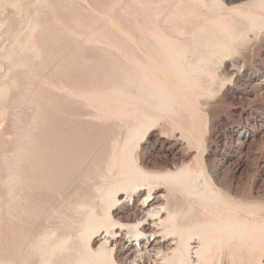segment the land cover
I'll return each instance as SVG.
<instances>
[{
  "label": "bare ground",
  "instance_id": "obj_1",
  "mask_svg": "<svg viewBox=\"0 0 264 264\" xmlns=\"http://www.w3.org/2000/svg\"><path fill=\"white\" fill-rule=\"evenodd\" d=\"M120 2L128 10V28L112 26V21L97 23L110 30L107 44L125 55L116 79L108 73L109 86L94 93L50 81L56 90L82 101L81 107L64 105L73 122L70 131L62 129L65 136L59 134L63 149H57L62 148L57 130V138L49 134L58 143L52 153L48 137L47 144L45 136L29 133L32 128L16 131L18 145L10 150V159L5 157L9 169L0 182L6 190L0 205V264H261L264 190L254 185L244 189L240 177L236 180L245 169L244 147L254 133L241 129L234 134L236 154L229 152L232 159L223 160V169L210 176L177 152L166 154L159 167L147 168L134 151L154 121L148 110L177 117L184 109L187 116L201 119V98L215 90L220 72L241 78L240 59L255 52L264 26V0ZM44 27L41 21L30 22L28 36L17 46L26 57L17 56L12 70L25 69L44 80L41 71L58 73L74 58L79 41L95 37L67 28L57 32L61 37L45 41L37 38ZM70 34H76L70 41L74 44L64 52ZM257 69L251 76L256 81L247 89L252 100L264 92L258 81L264 67ZM7 90L0 86V99ZM58 115H48L53 124L60 123L54 121ZM44 118L39 123L34 119L42 124ZM187 129L191 133L193 125ZM116 202L122 207H112Z\"/></svg>",
  "mask_w": 264,
  "mask_h": 264
},
{
  "label": "rangeland",
  "instance_id": "obj_2",
  "mask_svg": "<svg viewBox=\"0 0 264 264\" xmlns=\"http://www.w3.org/2000/svg\"><path fill=\"white\" fill-rule=\"evenodd\" d=\"M124 6L126 5L122 4L120 0H44V2H42V0H0V86L6 85L8 87L7 95L4 96L5 98H2L3 100L0 99L2 100L0 104L3 107V114L0 116V182L2 181V177L4 178L8 173V163H5V165L4 161L8 162V160H5V157L6 159H10L13 149L15 150L17 148L18 133L22 131L29 132L34 129L29 133L45 136L44 141H47V144L50 139V144H48L49 147H47V149L51 151V153L54 147H57L58 140L60 141H58L60 143L58 146L62 148L57 149L62 150L64 147V141H62L61 137L63 138L66 132L64 133L63 130L66 131L69 127L68 131H70L72 127L69 123L73 122V119H70V117L66 116L65 112H63L64 105L70 107L69 109L75 107V105L81 107V104L79 105L78 103L82 101L66 94V91H62L61 89L56 90L57 88H53L50 81H62L63 84L70 87L72 86V89H82L88 91V93H94L99 91L100 88L103 92L106 90V86H109L105 78L108 73L113 75L114 79H116V69L123 66L125 55L122 53L120 54L119 51H116V49L107 44V39H111L109 38L111 37L110 30L106 31V28H98L97 23L112 21V26L114 23L115 27L117 25V27L120 26L124 29L128 28V10ZM106 13L108 14L106 18L99 16ZM34 20L41 21L44 23V26L46 25L47 28L44 27L46 31H43V33L39 32L40 35L37 34L38 39L45 41L47 39L52 40L61 37L57 32L67 28L76 31L80 35H87L91 32L95 34H93L95 37L87 41H79L78 51L74 54V58L70 59L61 69L63 71H59L61 74L59 72L52 74L49 68L41 71V75L46 77V80L40 78L42 84L37 76L32 75L33 73L25 72V69L24 71L23 69H16L14 71L11 68L14 59H23L22 57H26V52L19 50L17 46L22 39L24 40L28 36L29 24ZM108 33L110 34L108 35ZM258 33L257 41L255 42V52L249 55L250 57L245 55L244 58L242 57L240 59L239 67H241V70L244 72L241 78L233 80V78L230 77V80V78H228L230 75L228 76V74H226V76L225 73L222 74L220 72L219 76L223 81L220 80L221 82H218L215 90L210 95L201 98L199 107V116L201 115V119L198 117L197 120L194 119L195 117L192 118L189 115L187 116V112L184 109L180 110V114H178L177 117L170 113L156 114L148 110V113L154 116V121L153 123H149L134 151V158L139 164L145 167L147 166V168H157L168 158L167 156V158L164 157L166 154L177 152L181 154L186 161L196 165H202L206 174L210 176L212 171L216 168L220 171L223 169V166H220L223 160L232 159L234 155H229L230 153H234L232 151L234 144L232 137L239 132V130L243 129L246 132L254 133L255 136H253L254 140L250 141V145L244 147L243 153L245 154L243 159L245 162V172L243 170L241 175L236 174V180L238 181L240 177L244 189H248L254 185L258 190H264V92L256 101L252 100V97L247 91L256 81L251 76L258 73V66L264 67V26L259 29ZM114 34H116V36L119 35L115 32ZM107 35L109 37H107ZM73 37L75 38L76 34L66 35L65 39L67 44L74 39ZM114 39H116L115 35ZM72 44L74 43L68 44L63 51L65 52L68 48H72ZM75 47L73 49H75ZM17 51H21L22 54H20V52L17 53ZM11 53L18 55L14 56ZM120 61H123V63ZM230 61L231 60H229V62ZM34 68L36 71L40 69L38 67L36 68V65H34ZM221 75L224 79H222L223 77ZM259 77V84L264 86V74H259ZM47 79L49 82H47ZM36 86H39L38 92L36 91ZM97 86L100 87L98 88ZM52 88L54 91H52ZM39 90L42 91V94ZM89 90L91 91L89 92ZM35 91L36 94L34 93ZM40 105L44 107L47 106L48 109L52 108L51 110H47V107L43 109ZM39 110H42V112ZM44 111L49 114H46ZM51 111H56V113L61 114V117L58 115L59 118L55 116L54 121L58 120L62 125L60 123L53 124V119H51L53 117L50 116L49 118L48 116ZM40 114L42 116H40ZM45 114L48 116L47 120L49 121L45 120L47 118H44V116H46ZM41 117L44 118L43 120H45V122H48H46L47 124L41 122L43 126L47 125L44 127L45 130L41 127L42 124H37V121ZM34 118L36 120L38 118V120L35 121ZM40 121H42V119H40L38 123ZM193 122L195 124H193ZM33 124L36 126L34 125L35 127H32ZM190 124H192L194 128L191 133L187 129ZM39 126L43 131H39ZM13 127H15V129ZM23 127H25L24 130L22 129ZM26 127L29 128V130ZM35 128L37 129L35 130ZM55 130H57L58 135L63 134L64 136L59 135L60 139L57 138V133L54 132ZM38 132H41V134ZM49 134L51 136L56 135L55 138H57V141L55 138H49ZM44 141L43 144H46ZM52 143H54V146ZM10 150H12V152ZM225 173H227V176L231 174V172L226 171V169ZM5 192L6 190L3 189L0 183V198H3L2 200L0 199V205L5 201ZM137 200H139V198L136 199V201ZM261 203L264 205V201ZM122 205L123 204L116 202L112 207L120 208ZM261 264H264V258L261 259Z\"/></svg>",
  "mask_w": 264,
  "mask_h": 264
}]
</instances>
